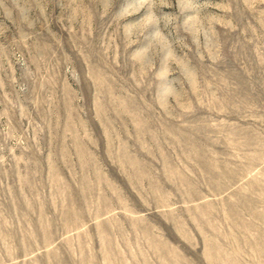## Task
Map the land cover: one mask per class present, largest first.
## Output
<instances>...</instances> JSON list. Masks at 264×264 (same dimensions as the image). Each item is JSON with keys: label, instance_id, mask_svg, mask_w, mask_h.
Returning <instances> with one entry per match:
<instances>
[{"label": "rangeland", "instance_id": "374dc122", "mask_svg": "<svg viewBox=\"0 0 264 264\" xmlns=\"http://www.w3.org/2000/svg\"><path fill=\"white\" fill-rule=\"evenodd\" d=\"M0 264H264V0H0Z\"/></svg>", "mask_w": 264, "mask_h": 264}]
</instances>
